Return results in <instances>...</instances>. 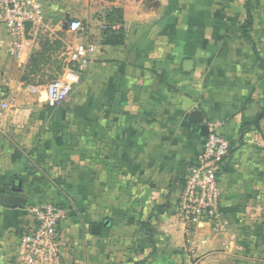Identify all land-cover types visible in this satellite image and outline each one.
I'll use <instances>...</instances> for the list:
<instances>
[{
    "label": "crops",
    "instance_id": "1",
    "mask_svg": "<svg viewBox=\"0 0 264 264\" xmlns=\"http://www.w3.org/2000/svg\"><path fill=\"white\" fill-rule=\"evenodd\" d=\"M34 2L52 39L80 19L74 48L96 51L51 106L36 37L15 57L0 26V264H20L27 209L45 201L70 209L64 264H264V0ZM104 22L119 42H104ZM214 121L233 141L223 225L188 235L178 197Z\"/></svg>",
    "mask_w": 264,
    "mask_h": 264
},
{
    "label": "built area",
    "instance_id": "2",
    "mask_svg": "<svg viewBox=\"0 0 264 264\" xmlns=\"http://www.w3.org/2000/svg\"><path fill=\"white\" fill-rule=\"evenodd\" d=\"M27 21L33 22V36L42 31L44 14L39 3L34 0H0V26L7 31L10 55L20 58L28 49L32 40L25 35ZM69 28L86 37L87 27L82 20H72ZM101 29L103 33L118 30L116 25L108 22L102 23ZM95 51L96 44L89 40L73 49L65 76L47 86L49 105L55 106L69 97L72 84L78 81L81 72L92 62ZM232 142L217 121L211 122L196 163L186 170L178 197L177 216L188 235L196 233L199 227L206 224L214 228L223 225L218 173L221 164L231 155ZM27 212L31 222L19 239L17 254L20 264H64L65 242L61 226L69 216L68 206L45 201L31 204Z\"/></svg>",
    "mask_w": 264,
    "mask_h": 264
},
{
    "label": "rangeland",
    "instance_id": "3",
    "mask_svg": "<svg viewBox=\"0 0 264 264\" xmlns=\"http://www.w3.org/2000/svg\"><path fill=\"white\" fill-rule=\"evenodd\" d=\"M66 31L69 33H66ZM60 34L62 38L58 42L52 39L55 35L46 28H43L41 32L34 36L37 39L36 45L39 46L35 50H37V53L39 52V55L33 62V68L38 71L37 75L45 80L46 85L54 80L63 78L64 71L68 67L70 54L74 49L75 41L72 35L75 33L67 28Z\"/></svg>",
    "mask_w": 264,
    "mask_h": 264
},
{
    "label": "water",
    "instance_id": "4",
    "mask_svg": "<svg viewBox=\"0 0 264 264\" xmlns=\"http://www.w3.org/2000/svg\"><path fill=\"white\" fill-rule=\"evenodd\" d=\"M32 28H33V22L32 21H27L25 23V35L27 39H33V34H32ZM202 119V113L199 110L193 111L191 115V120L192 121H201ZM201 129L203 130L204 135L208 136L209 134V126L207 124L202 125ZM3 203L9 206H15V205H23L24 204V199L23 197H15L11 195L5 194L3 197Z\"/></svg>",
    "mask_w": 264,
    "mask_h": 264
},
{
    "label": "trees",
    "instance_id": "5",
    "mask_svg": "<svg viewBox=\"0 0 264 264\" xmlns=\"http://www.w3.org/2000/svg\"><path fill=\"white\" fill-rule=\"evenodd\" d=\"M121 32H119V30H111V31H107L106 33H104V42L105 43H116L119 42L121 40Z\"/></svg>",
    "mask_w": 264,
    "mask_h": 264
}]
</instances>
